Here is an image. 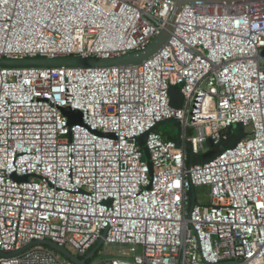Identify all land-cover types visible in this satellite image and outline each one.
<instances>
[{
	"label": "built area",
	"instance_id": "1",
	"mask_svg": "<svg viewBox=\"0 0 264 264\" xmlns=\"http://www.w3.org/2000/svg\"><path fill=\"white\" fill-rule=\"evenodd\" d=\"M174 7L0 0V59L144 51ZM171 120L180 143L159 130ZM237 126L245 136L224 147ZM200 187L210 201L193 206ZM45 240L81 257L121 246L112 264H264V0L184 6L140 66L0 68V252ZM0 264L73 263L39 245Z\"/></svg>",
	"mask_w": 264,
	"mask_h": 264
},
{
	"label": "water",
	"instance_id": "2",
	"mask_svg": "<svg viewBox=\"0 0 264 264\" xmlns=\"http://www.w3.org/2000/svg\"><path fill=\"white\" fill-rule=\"evenodd\" d=\"M175 4L174 12L172 13L168 23L166 24L165 28L162 30V32L152 41L150 46L140 52L131 53L115 58L110 59H98V58H88L84 59L81 57H55V58H49V57H36V58H25V59H0V68H110V67H132V66H140L144 62L150 60L153 58L161 49H163L168 42L170 41L172 37V33L175 29V24L177 21V16L182 11L183 7L188 4H206L210 2H220L225 4H232L236 2H244L248 0H172ZM170 98L173 107L176 110H179L183 106L184 97L177 88L171 87L170 91ZM64 114L69 118L71 125L76 124H83L82 122V115L79 112L71 111L69 108H66L63 110ZM168 123H175L178 128L180 127V122L177 121H168ZM166 123L159 124V128L162 127ZM231 130V129H230ZM176 141L180 143V134L178 132ZM140 143L144 148L145 156L148 161V164L150 168L152 169V163L150 159V154L147 148L145 147V141L144 138H140ZM209 144L213 146V142L209 141ZM214 156V151L204 155V162L207 163L211 160V158ZM195 156L193 153L190 154V161L189 165L192 166L194 164ZM19 181H28V177L23 178H17ZM196 199V192L193 191V206ZM47 246L51 249L59 252L62 257L73 264H92V261L94 257L96 256L97 251L102 247L103 240H101L98 244V247L90 252L89 255L86 257H79L78 255L72 253L68 248L59 246L56 243L45 240V241H34L30 245L23 248L21 251L14 253V254H3L0 252V255H16L19 253H22L29 248L33 246ZM90 262V263H89Z\"/></svg>",
	"mask_w": 264,
	"mask_h": 264
},
{
	"label": "rangeland",
	"instance_id": "3",
	"mask_svg": "<svg viewBox=\"0 0 264 264\" xmlns=\"http://www.w3.org/2000/svg\"><path fill=\"white\" fill-rule=\"evenodd\" d=\"M159 130L160 132H164V133L171 132L174 136H176L179 132V128L175 123H166L162 127H160ZM196 194L199 203L201 204L209 203L210 189L208 187L197 188ZM69 250L72 253L77 254L73 248L70 247ZM120 252H121V246L103 244L102 247L98 250V254L94 257L92 264H96V263L112 264L111 260L118 257L120 255Z\"/></svg>",
	"mask_w": 264,
	"mask_h": 264
},
{
	"label": "trees",
	"instance_id": "4",
	"mask_svg": "<svg viewBox=\"0 0 264 264\" xmlns=\"http://www.w3.org/2000/svg\"><path fill=\"white\" fill-rule=\"evenodd\" d=\"M243 136H245V130L243 127L241 126H237L233 129H231L230 131V135H229V139L228 141L224 142V147L227 146H231L232 144H234L237 140H239L240 138H242ZM169 138L170 139H175V136L172 134H169ZM219 149V148H218ZM204 157L203 156H196L194 163L195 164H199V163H203L204 162ZM55 251V250H54ZM57 254L61 255L59 252L55 251ZM98 254V251L96 253V255ZM62 256V255H61ZM81 257V256H79ZM72 263V262H71ZM90 263V262H89ZM91 264V263H90Z\"/></svg>",
	"mask_w": 264,
	"mask_h": 264
}]
</instances>
